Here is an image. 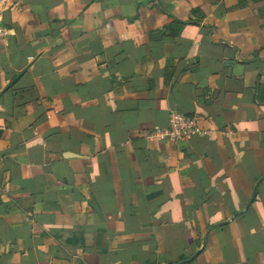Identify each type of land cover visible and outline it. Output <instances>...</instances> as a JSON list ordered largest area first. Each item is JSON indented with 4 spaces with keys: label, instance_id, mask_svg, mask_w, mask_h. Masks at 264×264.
Instances as JSON below:
<instances>
[{
    "label": "crops",
    "instance_id": "1",
    "mask_svg": "<svg viewBox=\"0 0 264 264\" xmlns=\"http://www.w3.org/2000/svg\"><path fill=\"white\" fill-rule=\"evenodd\" d=\"M0 20V264H264V0ZM173 111L202 132L149 138Z\"/></svg>",
    "mask_w": 264,
    "mask_h": 264
},
{
    "label": "built area",
    "instance_id": "2",
    "mask_svg": "<svg viewBox=\"0 0 264 264\" xmlns=\"http://www.w3.org/2000/svg\"><path fill=\"white\" fill-rule=\"evenodd\" d=\"M201 132L202 129L196 117L173 111L170 114L168 126L157 127L149 133L148 137L180 143L191 140Z\"/></svg>",
    "mask_w": 264,
    "mask_h": 264
}]
</instances>
